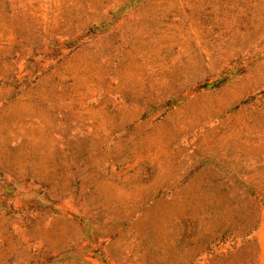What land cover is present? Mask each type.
<instances>
[{
  "label": "rangeland",
  "instance_id": "rangeland-1",
  "mask_svg": "<svg viewBox=\"0 0 264 264\" xmlns=\"http://www.w3.org/2000/svg\"><path fill=\"white\" fill-rule=\"evenodd\" d=\"M0 264H264V0H0Z\"/></svg>",
  "mask_w": 264,
  "mask_h": 264
}]
</instances>
